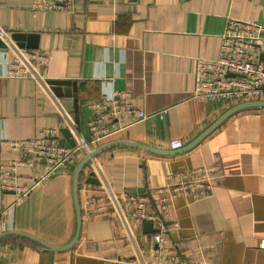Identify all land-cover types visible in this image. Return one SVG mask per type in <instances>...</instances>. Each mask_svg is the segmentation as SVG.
Returning a JSON list of instances; mask_svg holds the SVG:
<instances>
[{
    "label": "crops",
    "instance_id": "1",
    "mask_svg": "<svg viewBox=\"0 0 264 264\" xmlns=\"http://www.w3.org/2000/svg\"><path fill=\"white\" fill-rule=\"evenodd\" d=\"M30 6L31 0H0V135L29 138L51 127L60 144L75 145L88 138V103L121 90L131 94L135 108L147 113L167 108V113L90 149L122 140L157 151L118 144L85 164L79 182L82 229L71 248L55 252L51 261L47 249L9 235L0 238V264H107L134 257L132 239L145 260H165L155 257L154 219L136 223L133 207L121 195L147 196L178 264H264V107L235 111L189 147L238 103L191 97L197 58H217L229 16L262 24L264 37V0H78L73 13H32ZM21 48L48 55L42 81L6 76ZM173 140L182 146L172 149ZM85 154L79 151L20 202L0 185V234L20 231L51 245L67 243L76 225L72 178ZM15 155L0 147V164ZM204 168L211 169V193L201 198L190 191L178 194L162 209L161 187ZM43 171V163L19 167L23 178L17 184L27 185L26 178ZM90 173L120 196L108 204L106 215L93 216L86 205L88 195H104L97 182L86 181Z\"/></svg>",
    "mask_w": 264,
    "mask_h": 264
},
{
    "label": "built area",
    "instance_id": "2",
    "mask_svg": "<svg viewBox=\"0 0 264 264\" xmlns=\"http://www.w3.org/2000/svg\"><path fill=\"white\" fill-rule=\"evenodd\" d=\"M78 0H31L32 13L38 11H65L74 12ZM263 25L249 19L227 17L224 30L220 36V45L215 60L197 58L195 66V86L191 97L198 99H223L227 102H243L249 100H264V63L260 58L264 37ZM49 62V57L43 52L30 49H18L10 61L6 76L12 78H31L43 80V71ZM131 94L128 91H115L111 95H102L100 99L88 103L91 117L87 122L88 138L80 140L74 146L62 145L58 142L57 129L45 128L37 135L29 138L8 139L0 135V147L16 153L9 163L0 164V185L15 194V203L23 200L38 184L55 177L79 151L88 153L95 144L113 134L122 132L137 122L149 119L155 115L163 117L167 108L147 113L143 109L135 108L130 102ZM172 149L182 146L179 140L170 142ZM43 163L44 171L38 177H29L27 185L17 184L20 175L19 167L33 168ZM211 169L193 171V176L179 179L176 183L166 185L158 190L165 195L161 197L162 209L171 206L172 200L178 195L187 192L201 198L211 193L209 172ZM98 183V181H97ZM90 185V184H87ZM98 187L102 190L103 198L88 195L86 205L90 207L93 216L106 215L108 204L117 203L120 196L114 195L107 183L100 180ZM168 190V191H167ZM167 193V194H166ZM133 208L131 216L136 223L141 224L146 219H154L157 230L152 235L156 245L155 257L165 256V260H158L156 264H178V254L166 246L163 236L162 220L149 209L147 196L126 197ZM168 198V199H167ZM104 203H100V201ZM120 215L121 211L118 210ZM130 215V213L128 214ZM136 254L130 259H110L107 264H153L145 260L141 249L132 239Z\"/></svg>",
    "mask_w": 264,
    "mask_h": 264
},
{
    "label": "water",
    "instance_id": "3",
    "mask_svg": "<svg viewBox=\"0 0 264 264\" xmlns=\"http://www.w3.org/2000/svg\"><path fill=\"white\" fill-rule=\"evenodd\" d=\"M11 37L13 39L17 40V39H21L23 37V35H12ZM0 47H4L3 43H1V42H0ZM260 58L264 63V52L261 53ZM48 82H49V84H57V85L62 84V83H66V82L61 81V80H51ZM248 107H264V100L243 101V102L236 103L233 106L229 107L201 135H199L196 139L191 141L189 143V147L195 145L206 133H208L212 128H214L216 125H218L228 115L234 113L235 111H238V110L244 109V108H248ZM118 144L131 145V146H135V147H141L144 149H148L151 151H157V149L146 147L144 145L132 143L130 141L120 140V141H112V142H108V143H103V144L97 146L96 148L90 150L87 154H85L84 157H82V159H80L79 163L76 166V169L74 171L73 178H72V195H73L76 225H75L74 234H73L72 238L67 243H65L63 245H51V244L43 241L42 239H40L38 237H35V236L30 235L28 233L20 232V231H7L4 233H1L0 238L5 237V236H9V235H14V236H19V237L28 239V240L40 245L44 249H47L49 251L51 261H52V258H53V255L55 252L64 251V250L71 248L78 241L80 234H81V229H82V211H81L80 200H79V182H80V177L82 175L83 167L91 158H93L99 152H101L107 148H110L114 145H118ZM71 146H74V145L72 144ZM92 176H93V174L90 173V175L86 178V181L96 183L97 181ZM144 225L150 226L151 223L149 224V223L145 222Z\"/></svg>",
    "mask_w": 264,
    "mask_h": 264
},
{
    "label": "rangeland",
    "instance_id": "4",
    "mask_svg": "<svg viewBox=\"0 0 264 264\" xmlns=\"http://www.w3.org/2000/svg\"><path fill=\"white\" fill-rule=\"evenodd\" d=\"M108 139V138H107ZM96 145V144H95Z\"/></svg>",
    "mask_w": 264,
    "mask_h": 264
}]
</instances>
